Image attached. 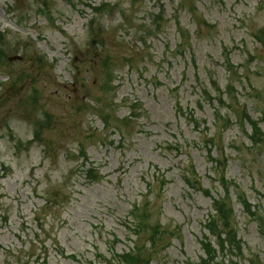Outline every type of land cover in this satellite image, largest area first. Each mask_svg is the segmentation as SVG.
Segmentation results:
<instances>
[{"label": "rangeland", "instance_id": "obj_1", "mask_svg": "<svg viewBox=\"0 0 264 264\" xmlns=\"http://www.w3.org/2000/svg\"><path fill=\"white\" fill-rule=\"evenodd\" d=\"M0 31V264L196 262L222 174L253 214L230 187L217 261L264 264V0H0Z\"/></svg>", "mask_w": 264, "mask_h": 264}, {"label": "trees", "instance_id": "obj_2", "mask_svg": "<svg viewBox=\"0 0 264 264\" xmlns=\"http://www.w3.org/2000/svg\"><path fill=\"white\" fill-rule=\"evenodd\" d=\"M2 33L0 32V61L2 60ZM1 63V62H0ZM243 119L251 126V134L249 138L256 144L260 141L261 131L258 123L252 120L245 112L242 115ZM223 159V164L226 162ZM222 162L216 161L221 166ZM216 164V165H217ZM193 176L196 174L195 170H191ZM91 172V171H90ZM223 172V170H221ZM185 182L192 187L200 189L198 181L193 177L187 176L184 178ZM220 184L224 188V195L212 198V212L209 213L203 225L202 238L199 239L202 255L196 262L188 264H227L218 262L217 258L220 255L229 256L233 251L240 252V239L237 237L236 229L233 225L234 213L230 203V187L236 190V197L245 212L253 214L251 205L245 197L244 193L239 190L238 185L234 181H227L222 174L220 177ZM208 194L207 191H204ZM138 206L132 209V222L136 234L148 233V241L154 243L155 238L161 233V225L159 222L151 223L150 215H147L148 207L145 206L141 213H138ZM108 264H111L108 262ZM118 264H150V255L144 252L130 250L128 252L118 255Z\"/></svg>", "mask_w": 264, "mask_h": 264}]
</instances>
